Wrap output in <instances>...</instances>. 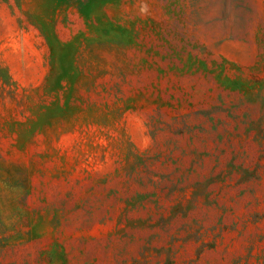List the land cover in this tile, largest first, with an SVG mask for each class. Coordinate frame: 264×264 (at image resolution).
<instances>
[{
	"label": "rangeland",
	"instance_id": "1",
	"mask_svg": "<svg viewBox=\"0 0 264 264\" xmlns=\"http://www.w3.org/2000/svg\"><path fill=\"white\" fill-rule=\"evenodd\" d=\"M0 264H264V0H0Z\"/></svg>",
	"mask_w": 264,
	"mask_h": 264
}]
</instances>
